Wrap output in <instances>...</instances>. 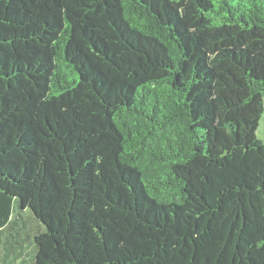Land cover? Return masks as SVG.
Masks as SVG:
<instances>
[{
	"label": "trees",
	"instance_id": "obj_1",
	"mask_svg": "<svg viewBox=\"0 0 264 264\" xmlns=\"http://www.w3.org/2000/svg\"><path fill=\"white\" fill-rule=\"evenodd\" d=\"M263 115L264 0H0V264H264Z\"/></svg>",
	"mask_w": 264,
	"mask_h": 264
},
{
	"label": "rangeland",
	"instance_id": "obj_2",
	"mask_svg": "<svg viewBox=\"0 0 264 264\" xmlns=\"http://www.w3.org/2000/svg\"><path fill=\"white\" fill-rule=\"evenodd\" d=\"M258 136H259V138L261 139V140H263L264 141V115H263V117H262V119H261V121H260V127H259V132H258ZM233 198H234V194H229V199H230V201H232L233 200ZM215 223V225L216 226H218V223H217V221L216 220H211V221H209V223Z\"/></svg>",
	"mask_w": 264,
	"mask_h": 264
}]
</instances>
